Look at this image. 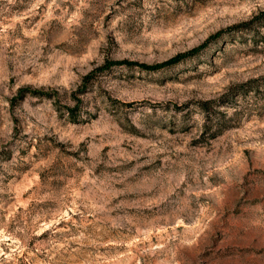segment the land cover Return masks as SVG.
Masks as SVG:
<instances>
[{"label": "rangeland", "instance_id": "374dc122", "mask_svg": "<svg viewBox=\"0 0 264 264\" xmlns=\"http://www.w3.org/2000/svg\"><path fill=\"white\" fill-rule=\"evenodd\" d=\"M0 264H264V0H0Z\"/></svg>", "mask_w": 264, "mask_h": 264}, {"label": "trees", "instance_id": "16d2710c", "mask_svg": "<svg viewBox=\"0 0 264 264\" xmlns=\"http://www.w3.org/2000/svg\"><path fill=\"white\" fill-rule=\"evenodd\" d=\"M220 33H218L219 35ZM209 43V39L207 41H205L200 47H196V48H193L191 51H189L187 54H194L196 53L198 50L202 49L203 47H205L206 45H208ZM187 54H184V55H178V56H175L173 58H171L170 60L166 61L165 63H163L162 65H169V64H173L175 63L176 61H179V59L183 58V56L187 55ZM161 66V65H160Z\"/></svg>", "mask_w": 264, "mask_h": 264}]
</instances>
